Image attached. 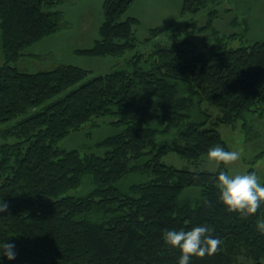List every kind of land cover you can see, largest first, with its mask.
<instances>
[{"label":"trees","instance_id":"1","mask_svg":"<svg viewBox=\"0 0 264 264\" xmlns=\"http://www.w3.org/2000/svg\"><path fill=\"white\" fill-rule=\"evenodd\" d=\"M66 1L0 0V126L17 120L3 132L16 141L0 143V173H11L0 183L8 204L0 240L14 242L17 253L3 264H177L180 250L163 232L196 223L221 244L192 264H240L242 256L263 264L255 222L264 204L249 215L229 211L218 198V172L179 170L162 157L176 152L195 163L210 146L229 149L220 125L247 127L264 115V39L230 47L234 36L220 34V11L211 8L202 25L151 28L140 43V20L126 15L135 0H104L94 45L74 52L112 59L108 72L94 76L72 64L20 70L26 49L68 26ZM221 2L182 0L179 20ZM203 105L216 109L214 119ZM95 119H109L114 133L59 148ZM134 175L144 180L126 184ZM194 187L198 197L179 198Z\"/></svg>","mask_w":264,"mask_h":264},{"label":"rangeland","instance_id":"2","mask_svg":"<svg viewBox=\"0 0 264 264\" xmlns=\"http://www.w3.org/2000/svg\"><path fill=\"white\" fill-rule=\"evenodd\" d=\"M103 2L104 0H67L60 7L68 26L26 49L23 52V58L17 63V67L22 71L37 73L52 70L61 64H72L91 71V75L94 76L108 72L110 70L108 66L111 65L112 59H93L76 55L74 52L76 49L91 48L94 45L103 21ZM181 5V0H135L126 15L136 17L141 22V25L135 29L139 42H145L148 39L147 31L158 26L181 22L180 27L186 25L185 22L187 21H194L202 25L205 22L207 11L211 8L220 11L221 19L215 23L220 34L234 36L231 41H228L230 47L246 45V41H242V38L250 41L264 38V0H222L221 5L213 6L210 4L206 10L199 14L187 15L179 20ZM245 20L248 21L247 25ZM247 26L249 32L245 35ZM164 36V38H169L167 35ZM201 37L200 39L204 38V36ZM1 48L0 41V66L3 62ZM203 108L209 112L212 111L205 105L202 106ZM213 110L214 119L216 109ZM16 121L0 126V143L16 141L15 137L12 136L14 133H3ZM108 121L109 119L93 120L60 142L59 148L92 146L96 141L112 135L114 129L111 124L107 123ZM218 131L227 142L229 150H238L241 153L238 160L220 162L211 160L205 155L199 161L192 163L178 153L171 152L162 157V163L179 170L194 172L255 171L260 181L264 182V115L250 117L247 127L241 120L228 126L220 125ZM4 136H9L7 141ZM9 173V171L0 173V183L7 179V176L11 174ZM143 180L142 175H134L128 178L126 184L142 182ZM199 193V188H189L184 190L179 198L182 201L193 200L198 197ZM227 214L226 211L225 215ZM158 248H164V245L162 244ZM243 257L239 259L240 264H254L250 258ZM262 263L264 264V258Z\"/></svg>","mask_w":264,"mask_h":264},{"label":"clouds","instance_id":"3","mask_svg":"<svg viewBox=\"0 0 264 264\" xmlns=\"http://www.w3.org/2000/svg\"><path fill=\"white\" fill-rule=\"evenodd\" d=\"M241 153L238 150H229L220 144L210 146L207 157L220 162L236 161ZM216 185L218 198L229 211H236L243 215L256 213L257 209L264 204V182H261L255 171L217 173ZM8 204L0 200V212H4ZM256 229L264 234V218L257 216ZM211 229L206 223H196L190 228H169L163 232L164 241L180 250L177 264H192L193 256L203 257L213 253L221 244L218 236L212 235ZM16 246L14 242L0 240V264L7 257L15 259Z\"/></svg>","mask_w":264,"mask_h":264},{"label":"bare ground","instance_id":"4","mask_svg":"<svg viewBox=\"0 0 264 264\" xmlns=\"http://www.w3.org/2000/svg\"><path fill=\"white\" fill-rule=\"evenodd\" d=\"M181 2H182V0H181ZM180 14V13H179ZM264 39V38H263ZM260 40V39H259Z\"/></svg>","mask_w":264,"mask_h":264}]
</instances>
